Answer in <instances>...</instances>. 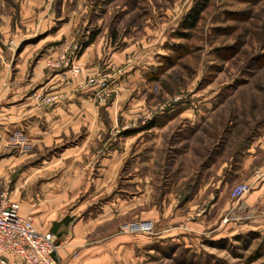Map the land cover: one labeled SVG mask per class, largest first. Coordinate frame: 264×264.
Segmentation results:
<instances>
[{
    "label": "rangeland",
    "instance_id": "rangeland-1",
    "mask_svg": "<svg viewBox=\"0 0 264 264\" xmlns=\"http://www.w3.org/2000/svg\"><path fill=\"white\" fill-rule=\"evenodd\" d=\"M64 1L62 10L65 15L80 17L82 33L88 31L87 40L99 37L103 45L108 39L112 51L126 49L130 54L128 62L109 68L104 64L107 54H102L98 71L74 87L95 98L103 128L112 129L110 134H102L101 142H113L115 138L113 143L123 150L118 173L101 195L115 190L127 196L134 194L138 189L128 186L127 179L147 170L151 190L146 201L164 212L165 221L159 224L149 207H138L117 218L118 231H172L182 224L174 210L185 193L198 188L211 155L219 164L221 152L233 153L237 143L264 120V0ZM44 2L60 13L62 0ZM18 3L0 0V19L7 15L18 18ZM198 10V19L191 24ZM82 44L79 41L74 46L77 50L73 46L66 50V55L73 51L67 57L74 58L75 65ZM60 56L49 60L51 71L63 67V81L76 80L81 67L76 65L78 72L73 73L70 65H57ZM90 78L94 84H88ZM54 91L34 88L30 94L36 96L39 105L50 106L58 96ZM46 98L52 102H45ZM168 110L180 112L182 117L157 135L128 138L123 134V129L140 127L149 116L157 117ZM177 127L181 132L175 136ZM15 139L26 147L28 141L23 135ZM142 141L145 148L134 152L151 148L156 164L149 169L131 163L134 156L129 150ZM90 143L93 148L84 153L83 160L92 159L99 145L98 140ZM239 184L247 183L234 185L231 198L238 199L231 193ZM164 190L172 195L162 203ZM5 194L9 197L8 190ZM189 212L184 209L180 214L185 217ZM214 234L183 231L182 238L158 248L147 264H264V229L227 237Z\"/></svg>",
    "mask_w": 264,
    "mask_h": 264
},
{
    "label": "crops",
    "instance_id": "crops-1",
    "mask_svg": "<svg viewBox=\"0 0 264 264\" xmlns=\"http://www.w3.org/2000/svg\"><path fill=\"white\" fill-rule=\"evenodd\" d=\"M49 4L19 0L18 18L0 19V195L8 190V196L20 204V213L32 215L38 231L55 236L58 264H147L158 248L182 238L183 231L227 237L263 230L264 210L257 209L264 208V120L237 143L233 153L221 152L219 164L211 155L198 188L185 193L174 210L180 226L172 231L156 228L151 234L118 231L117 218L138 207H149L159 224L165 221L164 212L148 206L147 170L127 179L128 186L138 189L134 194L115 190L101 195L118 173L123 150L113 143L115 138L101 142L102 134L112 129L103 128L95 98L74 87L98 71L102 54H107V68L128 62L130 54L126 49L112 51L108 39L102 45L101 38H91L76 59L81 74L71 82L63 81V67L53 72L50 61L69 46L85 43L88 31L82 33L79 16L65 15L64 0L59 14ZM34 88L55 89L58 96L50 106L39 105L30 94ZM161 113L149 116L140 127L123 129V134L128 138L157 135L182 117L173 110ZM149 122L152 125L145 127ZM180 132L177 127L175 136ZM21 135L28 141L25 148L15 139ZM92 140L99 141L95 154L83 160L84 153L93 148ZM143 141L131 146V163L149 169L156 164L151 148L134 152L145 148ZM241 182L250 185L249 192L231 198L230 190ZM161 195L165 203L172 194L164 190ZM184 209L192 215L181 216ZM0 264L23 263L11 254Z\"/></svg>",
    "mask_w": 264,
    "mask_h": 264
},
{
    "label": "built area",
    "instance_id": "built-area-1",
    "mask_svg": "<svg viewBox=\"0 0 264 264\" xmlns=\"http://www.w3.org/2000/svg\"><path fill=\"white\" fill-rule=\"evenodd\" d=\"M49 2L50 0H44ZM74 50H77L74 47ZM67 51L56 61L57 65L69 67L73 73L78 72V67L73 64V59L66 55ZM74 56V55H73ZM90 78L88 84H94ZM45 102H52L45 99ZM249 190L248 184H239L232 190V196L239 198ZM57 249L55 236L50 232H40L34 225L32 215H22L20 204L11 200L5 193L0 196V262H4L6 255L19 257L23 264H58L55 253Z\"/></svg>",
    "mask_w": 264,
    "mask_h": 264
},
{
    "label": "trees",
    "instance_id": "trees-1",
    "mask_svg": "<svg viewBox=\"0 0 264 264\" xmlns=\"http://www.w3.org/2000/svg\"><path fill=\"white\" fill-rule=\"evenodd\" d=\"M198 12H199V10H198V11H195V12L193 13L191 24H192V23H195V22L197 21V19H198ZM191 24H190V25H191ZM89 42H91V39H89V40H87L85 43H83V44L81 45V49H83L87 44H89ZM151 125H152V122H149V123H147V125H145V127H149V126H151Z\"/></svg>",
    "mask_w": 264,
    "mask_h": 264
}]
</instances>
